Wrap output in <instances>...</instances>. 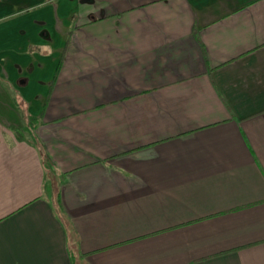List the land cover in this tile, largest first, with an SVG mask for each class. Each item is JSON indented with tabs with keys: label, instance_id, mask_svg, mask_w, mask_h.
<instances>
[{
	"label": "crops",
	"instance_id": "1",
	"mask_svg": "<svg viewBox=\"0 0 264 264\" xmlns=\"http://www.w3.org/2000/svg\"><path fill=\"white\" fill-rule=\"evenodd\" d=\"M0 264H264V0H0Z\"/></svg>",
	"mask_w": 264,
	"mask_h": 264
},
{
	"label": "trees",
	"instance_id": "2",
	"mask_svg": "<svg viewBox=\"0 0 264 264\" xmlns=\"http://www.w3.org/2000/svg\"><path fill=\"white\" fill-rule=\"evenodd\" d=\"M34 120V118H31V121H33Z\"/></svg>",
	"mask_w": 264,
	"mask_h": 264
},
{
	"label": "rangeland",
	"instance_id": "3",
	"mask_svg": "<svg viewBox=\"0 0 264 264\" xmlns=\"http://www.w3.org/2000/svg\"><path fill=\"white\" fill-rule=\"evenodd\" d=\"M26 135H27V133H26Z\"/></svg>",
	"mask_w": 264,
	"mask_h": 264
}]
</instances>
